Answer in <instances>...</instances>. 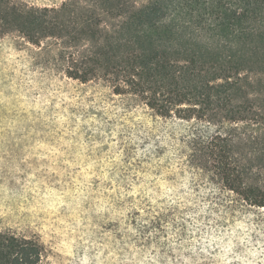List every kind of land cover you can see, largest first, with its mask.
Returning a JSON list of instances; mask_svg holds the SVG:
<instances>
[{"label": "rangeland", "instance_id": "obj_1", "mask_svg": "<svg viewBox=\"0 0 264 264\" xmlns=\"http://www.w3.org/2000/svg\"><path fill=\"white\" fill-rule=\"evenodd\" d=\"M67 53L0 36V231L38 242L41 264H264V208L189 162L206 126L68 78Z\"/></svg>", "mask_w": 264, "mask_h": 264}, {"label": "trees", "instance_id": "obj_2", "mask_svg": "<svg viewBox=\"0 0 264 264\" xmlns=\"http://www.w3.org/2000/svg\"><path fill=\"white\" fill-rule=\"evenodd\" d=\"M60 41L65 74L103 81L155 116L196 122L189 162L248 207L264 208V0H0V36ZM32 239L0 231V264H41Z\"/></svg>", "mask_w": 264, "mask_h": 264}]
</instances>
